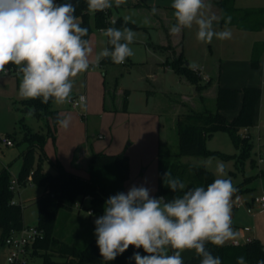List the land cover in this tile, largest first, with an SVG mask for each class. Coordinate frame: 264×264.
<instances>
[{
  "label": "rangeland",
  "instance_id": "1",
  "mask_svg": "<svg viewBox=\"0 0 264 264\" xmlns=\"http://www.w3.org/2000/svg\"><path fill=\"white\" fill-rule=\"evenodd\" d=\"M111 3L113 6L110 8V19L129 17L128 22L137 27L147 28L148 33H145L147 40H143L142 43L133 42L130 45L134 55L127 58L124 64H115L111 61L102 63L101 59L99 66L90 67L88 71L74 79L72 95L85 94V110H74L66 108V104L52 103L50 107L52 110L58 113L55 109L59 106L63 107L62 117L71 118L67 129L61 128L58 124L54 125L52 120L43 114L38 117L34 114L28 117L26 114L29 107L24 106L25 100L18 97L21 76L15 74L0 76V170L7 171L11 177H17L24 161V154L30 153L33 155V168L39 164L42 171L54 174V162L58 159L61 166L68 171L71 167L70 162L77 153L76 150L86 144L91 146L93 153L124 154L127 157L128 178L124 183L123 193L126 194L133 186H143L148 188L150 195L154 197L157 189L158 154L169 155L171 161L183 165L202 166L212 173L214 180L218 178L215 174L216 162L222 161L226 165L227 173L223 178H231L234 187L240 186V192L233 194L232 198V202L233 199L236 200L235 208L232 209V227L235 228L234 230L240 227L251 228L250 214L245 202L264 194L262 182L257 178L259 173L262 175L264 172V163H256L257 150L264 156V59L257 68H252L248 58L249 51H246L247 56H245L244 50L248 41L254 38L257 42L256 49L264 53V32H240L228 27L232 31L231 39L218 42L214 38L208 43L211 50L209 60L212 59L211 53L214 57L218 56L219 51L221 70H224L225 75L234 78L228 82L234 85L232 89L253 85L261 90L252 127L249 129V138L252 142L249 156L254 163L250 158L243 160L241 164L238 163L239 151L233 145L230 136L221 131L206 138L207 154L173 157L178 150L176 134L178 118L181 115L205 110L200 109L199 98H204L206 105H209L208 108L214 109V99L211 102L210 95L202 96V92L212 84L211 78L205 81L196 75L201 87L196 88V85L192 84L194 98L182 101L181 93L190 96L192 91L188 89L187 84L177 83L173 75L165 72L157 62L159 58L164 59L163 56L160 57L158 50L167 51L166 46L156 48L157 50L147 47L152 46L151 42L156 41L155 31L150 28L149 13L131 7L125 2L119 7L116 6L115 0H111ZM234 5L240 8L264 7V0H234ZM87 19L91 28L88 40L93 49L90 60L94 62L96 54L107 47V42L104 29L95 26L94 15L89 11ZM223 29L224 27L221 30ZM196 33L195 25L191 29H184L186 40L183 41V46L185 44L187 47L184 55L191 67L194 65L200 68L196 58L199 56L201 46L202 54L206 50L208 52V49L206 43L197 40ZM231 57H236L232 59L240 62L223 65V61ZM203 69L207 74L206 69ZM238 78L245 82H236L235 79ZM145 87L149 90H140ZM124 90H128L129 94L123 95ZM125 99L127 111L123 112L121 107ZM177 108L179 111L176 113ZM232 111L228 110L226 115L232 117L234 114ZM150 113L151 115H148ZM33 134L43 135L44 141L40 143L39 139L32 136ZM99 136L102 138L100 139ZM4 139L10 140L12 146L5 145ZM86 145L84 147H87ZM209 158H212V164L210 167H205V161ZM250 177L256 178L250 182L251 188H248V180L244 182L243 180ZM42 193L43 188L31 182L21 186L19 192H14L13 201L23 208L25 228L37 225L38 204L35 201ZM238 199L241 204L237 202ZM79 201V199L75 200V202ZM83 201L84 206L80 209L75 207V202L70 209L58 208L50 229V238L53 241H64L77 249H82L95 236V220L99 217L93 213L88 215L89 198L85 197ZM104 207L105 204L102 215ZM27 251L26 256H20V261L15 264H44L42 256L33 255L30 247ZM8 253L9 248L0 242V264H12L7 261ZM195 254L194 250H185L181 253L184 262Z\"/></svg>",
  "mask_w": 264,
  "mask_h": 264
},
{
  "label": "clouds",
  "instance_id": "2",
  "mask_svg": "<svg viewBox=\"0 0 264 264\" xmlns=\"http://www.w3.org/2000/svg\"><path fill=\"white\" fill-rule=\"evenodd\" d=\"M115 2L119 7L124 0ZM87 6L94 15L113 5L111 0H87ZM170 7L176 21L169 29L171 35H179L195 25L200 42L232 38L227 27L231 17L226 18L223 30H214L218 18L207 14L209 6L205 0H172ZM75 11L73 4H57L55 0H0V76L7 75V65L17 66L21 76L20 99H40L44 104L50 100L55 104L70 103L78 75L99 66L101 59L123 64L134 55L130 45L136 33L128 27H109L104 36L110 47H104L91 61L93 49L85 39L88 29L81 26ZM156 11L154 7L152 14ZM124 20L127 23L129 17ZM83 101L81 97L77 106L85 110ZM34 112V108H29L26 115L31 117ZM70 120L68 116H58L57 124L67 129ZM211 164L212 158L205 161V167ZM215 174L218 178L206 188L198 186L185 191V183L169 169L163 175L164 185L174 193H182L170 200L151 196L143 186H133L126 194L109 197L104 214L95 220L96 243L104 261L115 260L133 246L147 253L142 256L135 252V264H184L181 253L185 250H194L200 264H222L206 245L222 247L236 238L232 227L236 188L231 178H223L227 175L224 162H216ZM236 264H246L245 258L238 257ZM257 264H264V260Z\"/></svg>",
  "mask_w": 264,
  "mask_h": 264
},
{
  "label": "trees",
  "instance_id": "3",
  "mask_svg": "<svg viewBox=\"0 0 264 264\" xmlns=\"http://www.w3.org/2000/svg\"><path fill=\"white\" fill-rule=\"evenodd\" d=\"M55 2L57 4L71 3L75 6V15L79 18L81 26L88 29V35L85 37V39H88L91 34V28L87 19V0H55ZM216 3L221 11L220 25L225 26L226 18L231 17V23L227 26H234L246 31L259 30L264 27V10L237 9L234 6V0H218ZM133 6L143 7L145 5L136 0ZM109 13L110 11L105 9L94 14L95 26L98 29L106 30L109 27H128L132 29L135 27L130 22L125 23V20L121 17L112 21ZM259 14L261 15L259 16ZM175 22L174 20L173 25ZM107 47L110 46L107 44ZM261 54L262 51L254 47L251 58L252 68L257 67ZM110 61V58H104L101 62L108 63ZM165 63L170 66L176 75L185 77L191 84L196 85V88L201 87L199 84L200 80L192 72V67L185 66L186 60L182 53L170 60H166ZM6 67L16 66L9 64ZM239 94L242 95L240 109L237 115L229 121L220 111L235 109ZM260 95V89L256 87H244L239 90L218 86L214 109H205L197 113L181 115L178 118L176 122L178 150L173 157L207 154L208 152L205 149L206 138L215 132L221 131L226 132L230 136L233 145L239 151L238 163L241 164L243 160L251 159L249 152L252 142L249 136L242 138L240 133L243 129L251 127L255 106ZM125 102L124 100L123 110L126 107ZM52 103L53 101L50 100L47 104H44L40 99L23 101L24 106L35 109V116L38 117L43 114L46 118H50L54 125H57V117L59 115L50 108ZM32 136L39 139L40 143L44 141L43 135L33 134ZM32 161L33 155L30 153L24 154V161L17 180L20 187L23 186L26 184V178L31 172V183L43 188L42 195L35 201L38 204V222L36 227L42 231V237L33 242L30 248L33 255L42 256L44 264H135V260L132 259L135 252H139L142 256L147 255L142 248L136 249L133 246H129L115 260L104 261L99 253L96 236L82 249H77L64 241H53L50 238V229L53 226L59 207L70 209L75 200L79 199L82 201L85 197H88V208L92 210L93 214L100 217L106 200L123 192L124 183L128 178V159L124 154L107 155L92 152L88 161V178L67 172L59 162L54 163L55 173L50 174L42 171L39 164L33 168ZM251 162L254 163L253 159H251ZM169 169L173 176L178 177L185 183V191L198 186L206 188L208 184L214 181L212 173L202 166L183 165L173 162L171 161V156L161 153L157 157V189L154 197H164L166 200H170L175 195H182L181 192L174 193L164 185L163 175ZM262 176H264V172H262ZM11 178L7 171L0 170V242L2 243L12 232L19 231L25 227L23 208L13 202L14 193L9 189ZM252 179L250 177L246 180L251 181ZM235 188L236 192L234 195L240 192V186ZM206 247L213 255L220 257L222 264H236L237 258L240 256L245 258L246 264H257V261L264 260V245L258 240H252L240 246L223 245L222 247H217L208 243ZM169 254H172L171 250ZM184 264H200V257L194 255L187 259Z\"/></svg>",
  "mask_w": 264,
  "mask_h": 264
},
{
  "label": "crops",
  "instance_id": "4",
  "mask_svg": "<svg viewBox=\"0 0 264 264\" xmlns=\"http://www.w3.org/2000/svg\"><path fill=\"white\" fill-rule=\"evenodd\" d=\"M135 1L136 0H124V2L127 5L131 6V7H134L133 3ZM217 1L218 0H205L206 5L209 6L206 9V12H207L208 15H215L218 18V21L214 22L213 28L216 31H221L222 27H225V26L224 25H220L221 11H220L219 7L217 6V3H216ZM139 2H142L145 6L136 7V8H140V9H142V10H144V11L149 13L150 20H151V23H150L151 27L150 28H152L155 31V40L156 41L154 43L151 42L152 46L148 45L147 46L148 49H149V47H152V49L157 50L160 47H165L166 46L167 51H164L163 49H159L158 50L159 53L161 54L160 57L161 56L164 57V59H161V58L158 59V61H157L158 64H161V66H162V68H163V70L165 72L167 71V72L171 73L177 83L187 84L188 85L187 86L188 89H190L192 91V93H190L191 94L190 96L181 93L180 99L182 101H188L191 98H194V96L192 95L194 93V90H193L194 86L192 84H190L185 79V77L176 75L172 71L170 66H168L165 63L166 60H170L173 57H176L179 53H182L184 59L187 62V58L184 55V51L186 52V48L187 47L185 46V44L183 46V41L186 40V35L184 34V29L182 30V32L179 35H176V36L171 35L170 32H169V29L173 25V22L175 20L174 15H173V9L170 7L172 0H139ZM154 7L157 9V11L153 15L152 14V9ZM235 8H237V9H254V10H258V11L264 10V7H262V6H260V7H250V8H240V7H236L235 6ZM108 10L110 11V8H108ZM260 15L261 14H259V16ZM227 27H232L236 31H240V32H253V31H255V32L257 31L258 33L259 32H264V27H261L259 30H250V31L249 30L248 31L241 30V29H238V28H236L234 26H227ZM146 29H147L146 27H137V26L132 28V30L136 33V37H135L133 42L142 43L143 40L146 41L147 38L145 36V33H148V31ZM216 40L219 42L218 39H216ZM254 40H255L254 38L251 39V41L249 40L248 43L245 45V50H244L245 51V54H244L245 56H247L246 55V51L247 50L249 51V57L248 58H249L250 65H251V58H252V55H253V50H254L255 45L257 44V42H255ZM106 42H107V40H106ZM205 45L207 46L208 52L206 50V52H203V54H202V46H201V50L199 51V56L196 58V62H197V64L200 65V67L206 69V71L208 72L207 73L208 76L211 78L210 82H212V84L207 86L206 90L204 92H202V96L206 95V94L210 95L211 96V102H212L213 99L215 101L217 87L221 86V87H225V88H233L234 85H232V84L230 85L228 82H230V80H234V78H230L229 76L225 75L224 74V70L223 71L221 70L222 63L220 61V56L221 55H220L219 51H218V56L212 57L213 54L211 53L210 57L212 59L209 60L208 56H209L211 50L209 48L208 43H206ZM232 58H236V57H231V58L225 59L223 61V65L225 63H235V62L237 63V62H240V61L234 60ZM245 59H247V57H245ZM262 59H264V53L261 54L257 67L261 63ZM188 65L190 66L189 63H188ZM152 78L155 81V78L154 77H152ZM235 81L236 82H238V81L240 82V81H243V80L238 78V79H235ZM243 82H245V81H243ZM244 87H254V86L253 85L252 86L251 85H244L239 90H241ZM140 90H147L148 91L149 89H148V87H145L144 89H140ZM260 92H261V90H260ZM122 93H123V95H127V94H129V91L128 90H124V92H122ZM76 95H78V94H73L71 97L76 96ZM191 96H193V97H191ZM260 97H261V95H260ZM241 100H242V95L239 94L238 97H237V100H236V107L232 111L234 113L232 115V117H228L226 115V112L228 110H221L220 113L223 116H225V118L227 120H229V121L232 120L237 115V113H238V111L240 109ZM259 100H260V98H259ZM125 101H126V99H125ZM198 101H199L200 109H202V110L206 109V108L209 109L208 108L209 105H206V102H205L206 100L204 98H202V99L199 98ZM123 104H124V101H123L122 107H121L122 111L124 112V111H127V109H126L127 105H126V102H125L126 107H125V110H123ZM257 104H258V102H257ZM257 104L255 106V109L257 107ZM192 106L194 107V104H192ZM68 107L69 106L67 105L66 108H68ZM55 110H57L58 111V115L62 117V114L64 112V108L59 106V108H56ZM110 110H112V109H110ZM177 111H179L178 108L175 110V112L177 113ZM154 113H156V112L154 111ZM148 115H151V113L148 114ZM251 127H252V125H251ZM249 129H248V133H249V136H250ZM99 138L101 139L102 137L99 136ZM84 146L78 148L77 149L78 151L76 150L77 153H76V155L73 156L72 162H70V166H71L70 170H68V171L66 170V171L70 172L72 174L78 175L80 177H83V178H88V174H89L88 173V161H89L90 155L92 153V149H91V146H89V145H86L87 147H84ZM257 151H258L257 153L261 155V151H259V150H257ZM55 162H59L58 159H56ZM255 178L256 177H254L251 181H248L249 182V185L247 186L248 188H251L250 182L254 181ZM257 178L260 179V181L262 182L261 183L262 188H264V176L260 175V173H259L257 175ZM245 180L246 179H244L243 182ZM39 197H37V198H39ZM37 198H36V200H37ZM253 198H251V200L249 202H245L246 209H247V211L250 214V224L252 225L251 228L250 227H240V228H238L236 230H234L235 228H233V230L237 233L236 238L226 242L224 245H231V242L234 241V240H238V241L242 242L245 238H250L251 240H258L262 245H264V209H259L255 204H253L252 203V199ZM238 200H237V202H238ZM83 202L84 201L82 200V204H83ZM235 202H236V200L233 199L232 209L235 208V206H234ZM88 215H90V214H88ZM243 228H249L250 230L249 231H244Z\"/></svg>",
  "mask_w": 264,
  "mask_h": 264
},
{
  "label": "built area",
  "instance_id": "5",
  "mask_svg": "<svg viewBox=\"0 0 264 264\" xmlns=\"http://www.w3.org/2000/svg\"><path fill=\"white\" fill-rule=\"evenodd\" d=\"M113 21V20H112ZM112 62V61H111ZM113 63V62H112ZM125 63V62H124ZM123 63V64H124ZM192 72L197 75L198 77L202 78L205 81H209V76L206 74L204 69L202 67H192ZM7 74H15L18 75L17 67H11L7 69ZM84 98V103L86 102V97L84 94H78L76 96L71 97V102L66 103L71 109H80L77 105L80 103V98ZM240 136L242 138H245L249 136L248 129H243L240 133ZM4 144L7 146H12V142L8 139L3 140ZM256 163L262 164L264 163V156L258 154L256 157ZM31 174L30 173L26 178V184L31 182ZM9 189L14 192H19L20 185L18 183L17 177H12L9 184ZM14 202V201H13ZM238 203L241 204L242 202L238 200ZM252 203L255 204L259 209H264V194H262L259 197H254L252 199ZM75 207L77 209L82 208L84 205L82 204V201L75 202ZM92 210H88V214H91ZM244 231H249V228H243ZM42 237V231L39 230L37 227H31V228H22L19 231L12 232L9 236H7L4 239V245H6L9 248V253L7 255V261L9 263L15 264L20 261V256H26L27 248H29L33 242H35L37 239H40ZM252 240L250 238H245L242 242L238 240H234L231 242V245L233 246H240L246 243L251 242Z\"/></svg>",
  "mask_w": 264,
  "mask_h": 264
},
{
  "label": "water",
  "instance_id": "6",
  "mask_svg": "<svg viewBox=\"0 0 264 264\" xmlns=\"http://www.w3.org/2000/svg\"><path fill=\"white\" fill-rule=\"evenodd\" d=\"M185 66H186V67H188V66H189L187 62L185 63Z\"/></svg>",
  "mask_w": 264,
  "mask_h": 264
}]
</instances>
